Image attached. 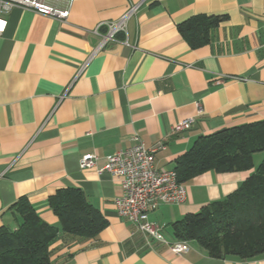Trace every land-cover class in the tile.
<instances>
[{"label":"crops","instance_id":"0c3cea01","mask_svg":"<svg viewBox=\"0 0 264 264\" xmlns=\"http://www.w3.org/2000/svg\"><path fill=\"white\" fill-rule=\"evenodd\" d=\"M41 1L68 10V19L15 8L0 35V228L17 229L12 207L21 198L59 227L48 199L74 188L107 225L93 239L62 234L53 264H264V255L214 259L192 243L177 256L147 241L118 214V181L80 168L86 155L103 168L138 138L146 148L163 145L155 165L174 169L198 138L264 120V0ZM133 5L140 8L127 31L103 45L104 23ZM196 16L226 20L209 43L191 48L177 27ZM190 118L189 130L174 133ZM256 157L264 161V152L250 171H208L184 184L185 202L162 205L150 221L170 227L173 239L175 223L222 202L255 173Z\"/></svg>","mask_w":264,"mask_h":264},{"label":"trees","instance_id":"16d2710c","mask_svg":"<svg viewBox=\"0 0 264 264\" xmlns=\"http://www.w3.org/2000/svg\"><path fill=\"white\" fill-rule=\"evenodd\" d=\"M225 16H196L178 25L191 48L210 41L212 29ZM264 152V120L224 129L198 138L175 161L178 181L187 184L212 171L218 174L250 171L254 155ZM59 227L45 222L24 198L12 209L21 218L17 229L0 228V264H53L52 246L67 235L93 239L107 222L79 189H61L48 199ZM172 237L186 241L214 259L249 260L264 255V161L222 202L187 214L172 226Z\"/></svg>","mask_w":264,"mask_h":264},{"label":"built area","instance_id":"2783aa9c","mask_svg":"<svg viewBox=\"0 0 264 264\" xmlns=\"http://www.w3.org/2000/svg\"><path fill=\"white\" fill-rule=\"evenodd\" d=\"M64 1L72 4L74 0ZM15 8L62 21L69 17L68 10L51 7L41 0H0V35L7 27L5 16ZM139 8L140 5H133L118 20L104 23L107 31L102 36L103 45L113 40L117 34L127 31L128 22L137 15ZM198 113L203 114L201 107ZM194 122L193 118L179 122L174 127V133L189 130ZM135 141L136 144L132 147L108 156L103 168H97L96 155L82 157L80 168L96 169L98 173H107L118 181L123 191V195L116 199L118 214L127 219L147 241L153 240L164 244L177 256L188 254L191 250L190 243L176 241L174 238L166 239L164 227L150 221V214L162 205H180L185 202L187 198L185 185L178 181L174 169L156 167L155 156L164 148L163 145L146 148L138 138H135Z\"/></svg>","mask_w":264,"mask_h":264},{"label":"rangeland","instance_id":"374dc122","mask_svg":"<svg viewBox=\"0 0 264 264\" xmlns=\"http://www.w3.org/2000/svg\"><path fill=\"white\" fill-rule=\"evenodd\" d=\"M258 154H260V153H258ZM261 163H262V161L259 162V161H258V158L256 157V159H255L256 170L259 168V166H260ZM222 201H223V200H222ZM169 232H170V227H167L166 230H165V232H164V236H165L166 239H168V240H170V238H171ZM192 244H195V243H192Z\"/></svg>","mask_w":264,"mask_h":264}]
</instances>
